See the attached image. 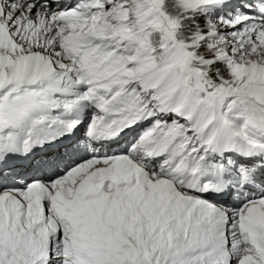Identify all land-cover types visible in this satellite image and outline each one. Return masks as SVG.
I'll use <instances>...</instances> for the list:
<instances>
[{"label":"snow or ice","instance_id":"obj_1","mask_svg":"<svg viewBox=\"0 0 264 264\" xmlns=\"http://www.w3.org/2000/svg\"><path fill=\"white\" fill-rule=\"evenodd\" d=\"M0 264H264V0H0Z\"/></svg>","mask_w":264,"mask_h":264}]
</instances>
